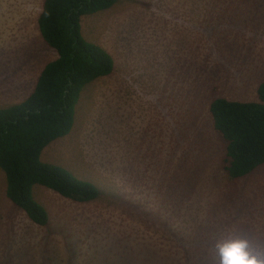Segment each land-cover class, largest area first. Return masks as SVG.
I'll use <instances>...</instances> for the list:
<instances>
[{"label": "rangeland", "instance_id": "obj_1", "mask_svg": "<svg viewBox=\"0 0 264 264\" xmlns=\"http://www.w3.org/2000/svg\"><path fill=\"white\" fill-rule=\"evenodd\" d=\"M43 3L0 0V107L25 99L57 56ZM82 31L114 70L82 89L70 132L42 160L99 197L34 185L41 226L8 198L0 167V264H218L215 245L231 235L264 253V164L231 178L210 113L216 97L258 100L264 0H119Z\"/></svg>", "mask_w": 264, "mask_h": 264}, {"label": "trees", "instance_id": "obj_2", "mask_svg": "<svg viewBox=\"0 0 264 264\" xmlns=\"http://www.w3.org/2000/svg\"><path fill=\"white\" fill-rule=\"evenodd\" d=\"M118 1L44 0L38 25L57 56L44 65L25 99L0 107V167L6 174V194L38 225H48L49 213L34 197L36 184L77 202L99 197L94 183L43 161L42 153L70 132L82 89L113 72L112 55L84 37L82 19ZM210 113L215 130L227 142L224 167L231 178L246 176L264 164V81L258 100L216 97Z\"/></svg>", "mask_w": 264, "mask_h": 264}, {"label": "clouds", "instance_id": "obj_3", "mask_svg": "<svg viewBox=\"0 0 264 264\" xmlns=\"http://www.w3.org/2000/svg\"><path fill=\"white\" fill-rule=\"evenodd\" d=\"M218 264H264V253L254 251L250 242L239 235L217 241Z\"/></svg>", "mask_w": 264, "mask_h": 264}, {"label": "crops", "instance_id": "obj_4", "mask_svg": "<svg viewBox=\"0 0 264 264\" xmlns=\"http://www.w3.org/2000/svg\"><path fill=\"white\" fill-rule=\"evenodd\" d=\"M262 82H263V81H262ZM262 82H261V83H262ZM261 83H260V84H261ZM260 84H259V85H260ZM258 87H259V86H258ZM257 95H258V88H257ZM252 101H255V100H252Z\"/></svg>", "mask_w": 264, "mask_h": 264}]
</instances>
